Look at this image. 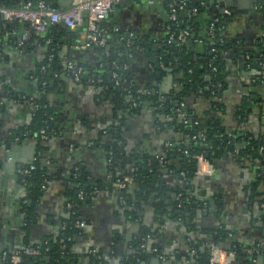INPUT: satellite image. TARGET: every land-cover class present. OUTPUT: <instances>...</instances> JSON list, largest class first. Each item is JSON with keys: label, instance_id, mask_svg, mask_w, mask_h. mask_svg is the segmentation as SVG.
<instances>
[{"label": "crops", "instance_id": "0c3cea01", "mask_svg": "<svg viewBox=\"0 0 264 264\" xmlns=\"http://www.w3.org/2000/svg\"><path fill=\"white\" fill-rule=\"evenodd\" d=\"M52 1L56 4L54 9L64 10L73 0H49L48 7ZM183 1L191 8L205 2ZM206 1L207 10L198 15L197 46L201 45L202 32L211 18V10L219 11V4L223 3L219 42L229 44L230 48L229 52L224 53L226 87L221 96L223 111L217 116L225 127L241 131L264 144V80L254 79L258 73H264V56L256 52L264 30L263 9L258 8L260 0ZM191 17L188 11L186 26ZM166 22L164 0H123L119 7L113 8L108 19L103 20L99 32L109 42V37L116 34L117 42L122 43L126 39L125 34H129L141 41L163 43L161 38L168 32ZM85 24L83 20L81 25L56 35L55 51L62 72L53 75L44 95L46 103L59 118L57 134H52L54 136L47 141L41 140V143L34 139L13 137L12 133L31 120L32 100L37 93L31 87L33 81L29 74L46 58L49 41H45L44 32H30L26 48L20 52L9 45L8 33L3 32L6 40L0 48V89L5 94V98H1L3 101H0V255L13 254L25 243L28 247L39 246L54 233L56 222L64 217L69 206L67 192L73 187L69 182L70 175L75 178L78 174L90 191L88 202L80 211L83 219L80 228L83 232L73 241L71 253L84 264H119L122 258L133 252V242L141 240L144 235L153 239L167 258L156 263L152 257L140 264H191L188 260L190 242L199 245L206 259L211 244L210 233L217 229L229 232L230 240L221 247L224 251L234 240L246 246L264 241V227L261 228L259 217L260 210L264 209L262 158L249 157L238 161L233 155L226 154L213 166L212 177L197 176L194 179L197 180L195 192H204V198L212 199L214 205L219 203L220 211L216 217L204 211L197 214L192 223L193 230L183 229L170 217L175 199L173 188L178 183L166 168L156 176L154 186L158 191L146 197L137 196V184L130 175H123L122 178H132L124 189L131 205L127 203L124 206L119 197L121 191L110 179L105 153L99 146L93 145L94 140L103 135L109 126L117 124L110 95L104 96L92 86L74 82L65 70V64L71 63L83 70L105 71L109 56L107 51L98 50L96 46L79 48L86 41ZM24 31L18 33V41ZM109 50L112 51L109 57L113 56L115 62L125 58L123 70L130 72L142 90L151 84L163 93L169 87L176 86L175 78L178 75L171 72L165 76L158 74L157 83L151 82L152 78L138 49H124L119 53V46L114 42L110 43ZM241 54L251 57L253 66H246ZM187 100L197 115L208 110V104L199 96L192 95ZM242 103L244 109L241 108ZM121 114L125 118L123 130L128 153L161 155V151L167 149L171 132H162L158 128L151 109H143L136 115L128 112ZM6 144H9V148H6ZM41 144H44L43 148ZM37 159H45L43 165L39 161L41 168L46 173L54 171V174L42 186L43 191L34 202L32 217L24 219L20 201L25 196V189L18 181V175ZM128 169L134 172L135 163ZM253 184H257L255 190ZM28 202L31 203L30 200ZM190 253L193 254L192 251ZM259 257L263 258L262 255ZM258 258L254 263L242 264H264V258L263 263ZM240 263L233 261L229 264Z\"/></svg>", "mask_w": 264, "mask_h": 264}, {"label": "trees", "instance_id": "16d2710c", "mask_svg": "<svg viewBox=\"0 0 264 264\" xmlns=\"http://www.w3.org/2000/svg\"><path fill=\"white\" fill-rule=\"evenodd\" d=\"M38 1L47 3L49 0ZM204 1L207 2L206 0ZM18 4L20 3L15 0H0V6L4 7H16ZM196 6L197 13L194 16L191 15L190 23L187 26L185 23L186 15L192 9L188 5L185 11L178 13L176 23L167 20L168 32L161 38L163 43L153 44L150 40L141 41L136 37L134 39H124L122 43H119L117 42L118 36L116 34L111 36V38L109 37L111 44L114 42L118 44L119 53H122L124 49L130 51L138 49L137 51L142 54L148 69L147 71L152 78L151 82L157 83V75L165 76L168 69L173 75H178L176 78L174 76L177 83L171 89L161 93L156 86L147 84L145 89L143 88L144 90H142V88L136 85L130 72L123 70L125 58L115 62L113 56L109 57L112 52L110 50L107 51L109 56L105 65V71L84 70L89 75L101 76L102 84L98 86L105 88L100 91L101 94L112 96L111 102L115 108L114 120L117 124L109 126L103 135L100 134L94 140L93 145L99 146L102 149L101 151L105 153L108 161V172L113 183L117 185V179H121L126 174L130 175L138 186L136 190L137 196L146 197L152 192L158 191V188L154 184L156 176L162 170V167L155 159V155H138L127 152L123 130L125 118L121 113L128 112L129 114L136 115L143 109H151L158 128L162 132L170 130V144L166 150L161 151L160 156L165 161V167L172 172L178 183L173 188L175 199L170 217L173 222L178 223V226L185 230H193L192 223L200 212L204 211L216 217L220 211L219 203L214 205L213 202V206H211L209 203L197 199L198 193L194 189L196 185H192V182L197 177L195 176L196 160L194 157L201 155L213 166L226 154L233 155L238 161L249 157L264 159V144L262 142L248 137V135L241 131L225 127L217 116L219 112L223 111L221 96L226 87L223 76V70L226 67L224 53L229 52L230 48L229 44H221L219 42V29L223 16L214 9L211 10V18L204 32H202L201 45L197 46L195 41L199 39L197 38L199 35L198 20L200 14L207 10V6L203 8L198 5ZM262 13L264 15V10ZM215 19L218 21L214 22ZM211 23H215L212 38L208 35ZM26 29L27 26L24 23L17 21L7 22L0 19V48L3 41L6 40L3 32L6 31L8 33L7 41L9 45L12 48H16L18 33ZM68 29V27L61 24H52L43 33L46 36L45 41H49L47 56L29 74V78L33 81L31 87L37 93V97L32 100L33 114L28 124L12 133L13 137L34 139L41 143L42 141L39 139L37 132L45 126H48L50 132L55 135L57 134L55 127L58 124L59 118L46 103L44 94L49 88L53 75H60L62 72L55 51V43L58 41L56 35L59 36L64 31H69ZM182 31H189V37L195 34L191 48L187 47V42L181 44L175 40ZM170 36L173 38L168 41ZM126 46L128 47L126 48ZM256 52L258 55L264 56V32L259 38ZM235 54L240 56V53L235 52ZM49 56H52L50 61H48ZM241 57L246 66H253L254 61L251 57H248L246 54H241ZM112 63H114V66H112ZM113 73L118 75L116 80L112 78ZM255 78L264 80V73H258ZM115 81L119 82V86L114 85ZM79 84L86 85L84 78ZM145 90L147 92L143 93ZM2 91L0 89V101L5 98V94ZM192 95L199 96V98L208 104V110L202 115H197L189 105L187 99ZM12 97L14 99L18 98ZM241 108L244 109L243 103ZM178 113L183 114L184 117L179 119L177 117ZM25 133L27 134L24 137ZM41 147L43 148L44 144H41ZM132 163H135L136 167L134 172L128 169ZM32 165L35 167L34 170L24 175H18V181L21 182L25 189V196L20 201V208L23 211L24 219L32 217L34 202L42 193V186L54 174V171L46 173V170L41 168L38 159ZM176 166H179V170H177ZM181 172L185 173V177L180 175ZM81 177L79 174L75 178L73 175H70L69 182L73 187L67 192V204L69 206L63 215L64 217H61L56 222L54 233L47 236L39 246H36L41 251V255L38 257L21 255L19 264H84L71 253L73 241L83 232L82 228L78 225L80 222H83L80 211L85 205L84 200H86V203L88 202L87 197L90 191V188L86 186ZM259 183L260 181L257 182V184ZM257 184H253V190L257 188ZM79 193L84 195L82 200L78 199ZM119 197L122 199L124 206L127 203L128 206L131 205L126 190L121 191ZM259 217L261 228H263L264 209L260 210ZM210 235L211 244H216L220 248L228 239L230 240L229 232L222 229H217L210 233ZM143 238L133 242V252L122 258L119 264H140L156 256V253L152 252L153 249L160 251L156 242L153 239L147 238V235H144ZM229 245L227 251L234 252V262H241L240 264L249 263L251 258L246 254V251L252 248L257 251L253 259H257L261 255L264 258V241L260 240L255 244L246 246L234 240ZM198 246L194 242L188 244L190 254L188 255V260L191 264H205V253ZM23 247L28 246L25 243ZM36 247L32 246L30 248ZM191 251L193 254L190 253ZM11 255L7 254V256Z\"/></svg>", "mask_w": 264, "mask_h": 264}, {"label": "built area", "instance_id": "2783aa9c", "mask_svg": "<svg viewBox=\"0 0 264 264\" xmlns=\"http://www.w3.org/2000/svg\"><path fill=\"white\" fill-rule=\"evenodd\" d=\"M122 1L123 0H73L68 8L64 10H56L49 8L47 3L44 1L37 0L36 5L34 6L32 0H26L18 4L16 7L0 6V19L8 22L17 21L27 25V29L23 32L19 38V41L16 43V49L20 52L25 50L30 32L43 33L45 32L46 28L52 24H61L65 27L73 28L81 25L83 20L86 21V41L81 46H79V48L87 49L93 46L103 48L106 46L107 38L106 36L100 34L99 23L109 16L113 11V8ZM164 1L166 3L167 9V20L169 22L176 23L178 13L185 11L187 5L183 0ZM205 5V2H200L198 4V6L201 8L205 7ZM258 8L264 10V0H260ZM189 12L192 16L196 15L197 6L192 8ZM225 13H228V11H225ZM214 24L215 23H211L208 30V35L211 38L214 35ZM189 35V31H182V33L178 35L175 40L181 44L186 43ZM172 38L173 37L170 36L168 41L172 40ZM51 58L52 56H49L48 61H50ZM65 70L70 74L76 83H80L84 78V83L88 86H92L95 90L102 91L105 89L98 86L102 84V78L99 75H89L82 68L75 67L71 63L65 64ZM112 78L116 80L118 75L113 73ZM114 85L119 86V82L115 81ZM1 103L2 102H0V104ZM177 117L181 119L184 117V115L178 113ZM26 134L27 133H25L24 136ZM52 134L54 133L48 130V126L41 128L37 132L39 139L43 141H47ZM91 144L92 143H90V145ZM194 158L196 160L195 176L212 177L214 175L213 165L208 163L206 159L203 158V156L197 155ZM155 159L160 164L162 169L166 168L164 165L165 161L160 155H155ZM34 169L35 167L30 165L27 169L21 170L20 174H27L29 171ZM180 175L185 177V173L183 172H181ZM131 182L132 178L130 177L117 179L116 183L118 190L123 191L127 184H130ZM83 198L84 195L79 193L78 199L82 200ZM78 225L82 227V224L79 223ZM152 252L156 253V256L154 257H156L161 262L165 261L167 258L161 250L158 251L157 249H153ZM209 253L210 264H229L235 260L234 252L224 251L216 244H210ZM246 254L251 258V263L256 261V259H253V256L257 254V251L254 248L247 250ZM21 255L38 257L41 255V251L37 247H22L11 256H7L6 254L0 255V263L19 264Z\"/></svg>", "mask_w": 264, "mask_h": 264}, {"label": "water", "instance_id": "95a60500", "mask_svg": "<svg viewBox=\"0 0 264 264\" xmlns=\"http://www.w3.org/2000/svg\"><path fill=\"white\" fill-rule=\"evenodd\" d=\"M32 2H33V5L35 6L36 5V2H37V0H32ZM123 3V1L122 2H120L118 5H116V7H119L121 4ZM55 6H56V4H55V2H49V7L51 8V9H54L55 8ZM218 13L220 14V15H223L224 14V6H223V3H220L219 4V11H218ZM108 19V16L104 19V20H107ZM99 26L101 27V26H103V21L102 22H100L99 23ZM125 37H126V39H134V38H131V36H129V34L128 35H126L125 34ZM193 39H194V35H191L190 37H189V40L187 41V47L188 48H191L192 47V41H193ZM109 48H110V42L109 41H107L106 42V46L105 47H103V48H98V50L100 49L101 51H108L109 50ZM126 53V52H125ZM167 72L168 73H170V70L168 69L167 70ZM159 75H157V77H158ZM168 80H169V82H170V75L168 76ZM169 89H170V87H169ZM164 91H167V90H164ZM111 97L112 96H110V99H111ZM55 129H57V127H55ZM6 148H9V144H6ZM40 161V163L43 165L44 164V161H46L45 159H41V160H39ZM23 165V164H22ZM214 166H216V165H214ZM19 168H21V166H18ZM176 168H177V170H179V166H176ZM217 179V178H216ZM206 181H208L209 179H205ZM210 180H212V179H210ZM196 183H197V180H194L193 182H192V185H196ZM263 195H264V192L262 193ZM259 195H260V193H259ZM205 197V193L204 192H200L199 194H198V200L199 201H202V202H206V203H209L211 206H213V200L212 199H207V198H204ZM30 203V202H29ZM84 203H86V200H84ZM187 223H188V221H187ZM153 261H155L156 263H159L160 261L156 258V257H154L153 258ZM258 261L259 262H261V263H263V258L262 257H259L258 258ZM205 264H210V253L208 252V255H207V258L205 259Z\"/></svg>", "mask_w": 264, "mask_h": 264}]
</instances>
